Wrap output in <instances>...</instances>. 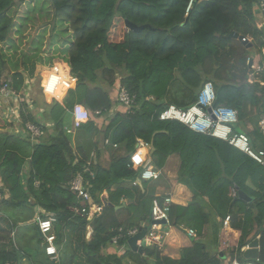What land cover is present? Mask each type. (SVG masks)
<instances>
[{
  "label": "trees",
  "instance_id": "16d2710c",
  "mask_svg": "<svg viewBox=\"0 0 264 264\" xmlns=\"http://www.w3.org/2000/svg\"><path fill=\"white\" fill-rule=\"evenodd\" d=\"M17 3L0 0V41L12 42L14 24L8 12ZM260 3L261 0H196L187 14L189 0H51L55 24L66 25L64 29L71 32L68 63L78 80L68 89L63 103L48 90L46 78L41 82L44 107L40 116L53 122L52 132L47 121H40L29 110L21 111L25 123L41 126L43 137L38 144L29 137L22 139L0 132V264H75L72 235L79 232L78 247L89 264H124V257L105 255L103 251L120 227L134 225L136 217L147 219L153 201L140 192L138 202L128 207L133 214L126 222L112 217L117 200L122 196L134 198V189H138L122 186L132 184L139 176L129 167L137 138L151 144L150 163L163 177L175 168L170 167L171 157H179L177 181L184 183L193 196L187 204H180L171 194L170 219L176 226L195 229L197 236L181 250L178 259L150 245L144 247L145 257L130 251L133 264H149L146 257H154L155 264H222V254L208 253L204 238L212 218L224 219L228 215L232 227L242 232L239 251L253 240L250 235L256 228L260 254L251 261L264 264V165L225 140L195 132L180 121L159 118L171 105L188 109L196 104L204 85L211 82L216 90L213 106L238 112L233 132L246 133L254 150H264V129L260 124L264 119V84L248 82L250 60L253 64L262 62L264 28H257L255 16ZM262 13L264 17V8ZM127 20L146 26L134 31L126 25ZM22 31L19 28L17 32ZM233 32L251 37L252 41H240L231 36ZM255 48L259 49L253 56L251 49ZM23 56L25 70L34 74L39 55ZM237 58L239 65L235 66ZM5 62L0 55V86ZM118 72L123 76L117 81L114 78ZM261 79L264 82V73ZM9 80L11 88L20 92L25 83L23 71L16 69ZM102 80L113 85L114 96L115 83L120 82L136 95L137 105L130 110L123 106L115 110L118 102L110 96V88L101 84ZM149 96H155V101ZM76 103L87 107L92 118L80 127L83 133L79 136L84 141L75 145L66 127L71 124ZM99 110L101 115H96ZM114 111L105 137L122 145L126 155L105 167L100 150L91 158L92 135L100 134L96 117ZM6 123L0 115V128H5ZM141 150L146 153L144 147ZM26 163L29 168L23 172ZM78 174L83 175L96 201L101 202L105 190L109 192L102 214L91 222L89 241L85 239L89 222L71 209L84 204L70 188ZM231 188L236 198L231 197ZM243 194L247 199L241 198ZM37 207L43 210L42 218L52 213L56 216L58 259L47 255L43 246L39 226L33 220ZM26 221L30 222L20 225ZM20 228L31 230L25 242L16 241V236L22 238Z\"/></svg>",
  "mask_w": 264,
  "mask_h": 264
},
{
  "label": "built area",
  "instance_id": "2783aa9c",
  "mask_svg": "<svg viewBox=\"0 0 264 264\" xmlns=\"http://www.w3.org/2000/svg\"><path fill=\"white\" fill-rule=\"evenodd\" d=\"M196 0H189L187 6V14L192 8ZM264 8V0H261L258 10ZM258 29L264 28V21L256 23ZM251 37H243V42H250ZM255 56V55H253ZM252 60V59H251ZM253 61V60H252ZM264 73V48L262 49V62L260 64H253L250 66L248 73V82L254 83L259 81L264 84L261 79V74ZM64 71H59L58 67L52 69L49 72L46 79V87L53 94H56L60 89H70L71 86L77 82L76 76H68ZM10 80L4 81L3 85L0 86V99L11 98L17 94L15 90L9 85ZM116 101L119 106H123L125 109L130 110L133 106L137 105V97L135 94H131L120 82L116 83ZM216 100V90L211 82H207L199 93V99L197 103L188 109H181L175 105H171L166 108L160 115V120H177L188 125L193 131L211 135L216 138L227 141L230 145L248 154L258 163L264 165V150L256 151L252 148L249 136L244 133H234L232 125L239 121L238 112L230 107H219L213 108V103ZM117 106V107H119ZM116 107V108H117ZM212 107L213 113L216 115V119L213 118L212 114L208 112L207 108ZM115 108V110H116ZM71 130L75 131L80 128L83 124L91 120V111L81 103H76L71 111ZM96 115H101V111H96ZM261 127L264 129V119L261 121ZM26 132L30 137L38 142L39 138L43 134L41 126L34 123L26 124ZM139 144L136 150L131 154L129 167L140 171V179L142 180H158L161 177V171L155 166L151 165L148 161V152H143L144 149L149 148V143L143 139H138ZM106 143L109 144L110 140L106 139ZM117 146L116 144H114ZM94 155V153H92ZM137 181L133 184L137 185ZM36 185H39L37 181ZM70 188L77 194L79 199H82L84 204L72 207V211L76 215L85 217L88 220H92L95 216L102 214L104 206L94 202L92 193L89 191L84 183V177L82 174L76 175L70 182ZM230 195L233 198L237 197V193L234 188H231ZM3 196V189L0 183V198ZM172 197L166 193L163 196H155L152 201L151 208V221L147 230V235L144 237L146 246L155 245L159 246L165 235L168 234L169 228H171L170 209L172 205ZM43 211V210H41ZM231 215L225 217L223 223L224 226L231 225ZM36 223L39 226V230L43 239V246L46 250L47 255L52 259H58L59 251L56 246V232H55V214H49L46 218L36 216ZM142 228H119L116 235L113 237L114 243H119L120 240L137 235ZM90 234L93 230L88 226ZM185 231L192 237L197 236V232L192 228H185ZM161 232V233H160ZM257 237L260 238V235ZM142 243V241H140ZM246 244L241 251H239V244L232 245L228 241L223 240L222 254L223 259L228 264H255L251 260H241L239 253H243L249 246ZM6 264H13L7 262Z\"/></svg>",
  "mask_w": 264,
  "mask_h": 264
},
{
  "label": "crops",
  "instance_id": "0c3cea01",
  "mask_svg": "<svg viewBox=\"0 0 264 264\" xmlns=\"http://www.w3.org/2000/svg\"><path fill=\"white\" fill-rule=\"evenodd\" d=\"M34 4H35V2H34ZM14 8L15 7H13L8 12V15L13 19V24L15 26L16 20L11 16V12L13 11ZM255 16L257 17L258 23H261L264 21L263 13L261 10L256 9L255 10ZM25 24L30 25L29 23H25ZM19 28H22V27L19 26L17 29H16V27H13L12 30L15 29V31H18ZM22 30H23V28H22ZM15 31L13 30L12 35L10 36L12 42L8 39H7L8 41L7 40L0 41V55L4 58V61H6L5 66H4V71L2 72L1 80L4 82L7 79H11L12 74L16 71V69H19L20 71H23V75L25 77V83L23 85L22 90L20 92H17V94L14 95L13 97L8 98V99L1 97V99H0V115L7 121V123H6L5 128H0V132L11 133L15 136L21 137L22 139L29 137L33 144H38V142L34 141L30 137V135L26 132L25 127H26L27 123L24 122L21 111L24 110L25 112H28V110H29V112L31 114H33L34 116H37L40 121H43V122L47 121L40 116V113L43 112V109H42L43 107H38V105L36 103H37V101L41 102V100L44 97L42 90H41V87H40L41 82L43 81V78H41V76L45 75L46 73L48 74L52 70L50 67L52 61H51V63L49 62V64H47V65L40 63L41 61H43L42 60L43 57L41 54H44L40 49L41 45L44 44L42 36H41L42 32L40 34L38 33V37H36V35H32L33 44H32L31 49H29L25 52H20L21 50H20V46H19V41L17 42L16 37H15L17 35H15V34H21L22 38H23L24 36H28V32H25L23 30L21 33H18ZM21 39L19 38V40H21ZM28 39H29V36H28ZM56 40L58 41V38ZM45 42H46V40H45ZM11 43H13V44H11ZM50 43L52 44V41ZM51 44H50V47H51ZM55 45L60 46L57 43ZM44 49H45V47H44ZM25 53H26L27 57H33L35 54L39 55V58L37 59L36 64H35L34 74H32V75L29 74L28 70H25V67H26L25 62L26 61H25V57L23 56ZM19 56H20L19 62L17 61L14 63V61L12 60L11 57H19ZM57 61L59 62L61 60L58 58V59H56V62ZM9 63L11 64L10 68L12 70L5 73L6 69L8 68ZM70 69H71V67H70ZM38 75H40V79H39L40 83L38 85L36 84V86H34V82L37 81ZM46 75H45V77H46ZM37 88H39V89L37 90ZM67 92H68V89H60L54 95L63 103L64 99L67 96ZM22 97H24L25 100ZM24 101H26L27 104H25ZM23 102H24V104H23ZM119 108L121 109V106L117 107L116 110ZM110 114H113V113L111 112ZM101 117H104V115ZM52 124H53V122H51V121L46 122V126L49 128L50 132L53 131ZM79 129L80 128H78L76 130H79ZM41 136L43 137V135H41ZM138 139H140V138H138ZM81 141H84V140L81 139ZM75 145H76V143H75ZM107 145H110V143ZM95 150H96V148L93 147V149L91 151V158L94 157V155L96 154ZM135 150H136V148H135ZM150 150H151V148L149 146V148L146 149V152H148V161L149 162L151 160ZM92 153H94V155H92ZM150 164L153 165L152 163H150ZM27 170L24 169L23 172H26ZM133 170H135V169H133ZM135 171L139 172L138 178L136 180H134V181H137L138 183H137V185H134L133 184L134 181H133L131 186L138 187V188L140 187L142 192H145L147 194V190H145L143 188V185H142L144 182H147V180L140 179V171L139 170H135ZM161 178H162V175H161ZM160 179H158L157 182ZM149 182H151V181H149ZM157 182L153 181V183H155V184ZM1 185H2V183H1ZM39 186H40V182H39V185H36V187H39ZM163 193H165V194L168 193L170 195L172 194L174 196L175 202L180 203V204H187L193 196L192 192L187 188V186H185V187L177 186L176 187L175 183L173 185L169 184L168 190L164 191ZM104 194H106V193H103V195ZM165 194H163V195H165ZM163 195L156 194V195L152 196V200L155 196H163ZM101 199H102L101 202H98L95 199H94V202L101 204L103 206H105L109 202V200L103 199L102 195H101ZM123 205H124L123 203L122 204H115V208L117 210H119V208H121ZM41 210H42V208L37 207L35 215L36 216L40 215V212H42ZM121 210H122V212H121L122 214L124 213L123 211L128 212V214L127 215L123 214L122 215L123 217H122L121 221H119V222H126V220H128V218L133 214V212L131 214L127 206H126V208L123 207ZM118 213H119V211H118ZM36 216L33 218V220L36 219ZM96 217H98V216H95L92 220L87 219V221L89 222L86 226V232H85V239L87 241L90 240L91 235H92V234H90V231L88 230V226H90L91 229L93 230L91 222ZM83 218H85V217H83ZM224 219H222L220 216H218L217 218H212L209 226L206 228L207 234L204 238V243L206 244V247H207V243H206L207 240H208V243H212V244L216 243V246L212 250H208V247H207L208 253H210L212 255H214V252H216L217 255L219 253H221V254L224 253L222 251L224 239H225V241H228L232 245H235L237 243L239 244V240L241 238L242 232L234 229L232 227V224L228 225L227 227L224 226V223H223ZM134 220H135L134 225L126 227V228L125 227H122V228H124L125 230H127L128 228H137V227L142 228L141 231H145V234L143 236V238H144L148 234L147 230L149 228L148 225L151 221V214L147 219L139 220L138 217H136ZM171 224L172 225H171V228H169L168 234L163 237L161 244L157 247H158V250L161 251L163 254L168 255L172 258L178 259L181 257V254H182L181 250L185 247L190 246L191 245V239H193L194 237L190 236L185 231V228H190L189 226L188 227L176 226L172 222H171ZM131 237H133V236H131ZM131 237L124 238V239L120 240L119 243H114L112 241L113 240V238H112V240L108 244V246L105 247L103 253L105 255H111L113 257H115V256L116 257H124L125 258L124 264H133V262L131 260L130 251H134V250H132V247L129 244V239ZM140 241H142V239L138 240L139 245H141ZM134 252L139 253L142 257H145L144 248H143V251L141 253L138 251H134ZM129 255H130V257H128ZM240 255L243 256V253H239V256ZM223 263H224V259L222 261V264ZM24 264H28V263L24 262ZM149 264H155V258L154 257H149Z\"/></svg>",
  "mask_w": 264,
  "mask_h": 264
},
{
  "label": "rangeland",
  "instance_id": "374dc122",
  "mask_svg": "<svg viewBox=\"0 0 264 264\" xmlns=\"http://www.w3.org/2000/svg\"><path fill=\"white\" fill-rule=\"evenodd\" d=\"M29 1L30 0H24V1L17 0L18 3L16 4L15 8L11 12V16L16 20L14 27H16V29H17L19 26H21L25 32H28V36H29V39H28V36H24L22 38L21 34H15V35H17V36H15L17 42L19 41V46H20V50H21L20 52H25V51L31 49L32 44H33L32 35H36V37H38V33L40 34L42 32L41 36H42L44 44L41 45L40 49L44 54L40 53L43 57L42 58L43 61H41L40 63L47 65V64H49V62L51 63V61H52L51 65H50L51 69L58 67V70L60 72L64 71L65 74H70L68 76H75L70 69V64L68 63V49L70 47V41L72 39L71 32L64 29V27H66V25H64V26L59 25L58 26L57 24H55L56 19L52 16V12H51L52 11L51 0H36L35 4H34V1H31V2H29ZM25 23H29L30 25H26ZM13 30L15 31V29H13ZM15 32H17V31H15ZM19 38L20 39L22 38V39L19 40ZM57 38H58V41L56 40ZM45 40H46V42H45ZM51 41H52V44L54 45L53 47H52V44L50 43ZM56 43L59 44L60 46L55 45ZM50 44H51V47H50ZM44 47H45V49H44ZM258 49L259 48L251 49L254 51L253 55L257 54L256 51H258ZM11 58L14 61V63L17 61L19 62V60H20V56L19 57H11ZM58 58L61 61L56 62V59H58ZM238 60H239V58L235 59L233 65H235V66L239 65ZM10 67H11V64L9 63L8 68L6 69L5 73L12 70ZM40 75L37 76L38 78H37V81H35L36 83L34 82V86H36V84L37 85L39 84L38 81L40 79ZM45 75H42L43 79H44ZM47 75H46V77H47ZM100 75H101V73H100ZM122 76H123L122 72L121 73L118 72L114 79L118 81L122 78ZM241 78H243V77H241ZM239 81H242V79ZM101 84L106 88H108V87L110 88V96H112V99L116 101V95L114 96L115 91L113 89V85L110 86L109 82L105 81V80H102ZM115 87H116V85H115ZM38 89L39 88H37V90ZM149 97H150L149 99L151 101H155V96H149ZM38 107H44L42 100L38 104ZM112 113L113 114H110V115H104V117H96L97 118L96 119L97 120V126H98V129L100 130V134L96 133V134L92 135L94 148H96L95 153H97L98 150L101 151V155H102L101 156V162H102V165L105 167H109L111 165V162L113 159H116L117 157H124L126 155V152H125L122 145L114 143L112 141V137H105L106 130L110 124V120L113 118L112 115H114L115 111ZM66 128H67L68 134L71 135L72 141L74 143H77V144L80 143L81 137L79 136V134H82L83 131L81 129L76 130V131H68L69 129L71 130V124ZM239 129L241 130L242 127H239ZM46 137L47 136H44V138H46ZM106 139L110 140V145L106 144ZM114 144H117V146H115ZM138 144H139V140L137 138L136 139V146ZM149 146L151 147L150 143H149ZM169 164H170V167H175V168L174 169L171 168V171L168 173L167 177L162 176V178L158 182H157V180H150L151 182L147 181V182H144L142 184L143 188L145 190H147L148 196L152 197L156 194H161V195L165 194L163 192L168 190L169 184L173 185L175 183L176 187L177 186H181V187L186 186V185H184V183L177 181V180H179L178 178L180 177V172H178V168L180 165L179 157L178 156L171 157V159L169 160ZM28 167H29V163H26L24 169L27 170ZM153 181H155L157 183L155 184V183H153ZM122 186L128 187V188H134L133 186H131V184L129 182L123 183ZM136 188H138V187H136ZM112 189L115 190V187ZM140 192H142V191L139 187L138 189H134V193H135L134 198H127L125 196H122L119 200H117V204L123 203L125 206L123 205L121 208H119V210L115 209V211L112 213V217H115L117 220L121 221V219L123 217L122 215L128 214V212H126V211H123L124 213L122 214L121 209L123 207L126 208V206L129 207L132 203H135V202L137 203L139 200V193ZM103 193H106V194L103 195ZM103 193H102L103 199L109 200V192L107 190H105ZM241 198L247 199L246 195H244V194L241 195ZM118 211H119V213H118ZM129 211L132 214L133 211L130 209H129ZM29 222L30 221H26L20 225H25ZM19 233L22 234V238L20 236L19 237L16 236L15 237L16 241L17 240L19 241V239H20L22 242H25L26 239L30 236L31 230H29V229L22 230L21 229V230H19ZM79 233H81V232H79ZM79 233H75L72 235V239H73L72 248L74 249L73 253H74L75 264H89L87 262L86 255L78 247L81 243V239L79 238ZM255 234H256V228L254 229V231L250 235V238H253V239L256 238ZM206 243H207L208 250H212L216 246V243H213V244L208 243V240ZM216 254L217 253L214 252V255H216ZM128 257H130V255ZM137 257L138 256L136 255V261L138 260ZM134 258H135V255H134ZM146 258L149 259V257H146ZM26 263H27V261H26ZM223 264H228V263L224 260Z\"/></svg>",
  "mask_w": 264,
  "mask_h": 264
},
{
  "label": "water",
  "instance_id": "95a60500",
  "mask_svg": "<svg viewBox=\"0 0 264 264\" xmlns=\"http://www.w3.org/2000/svg\"><path fill=\"white\" fill-rule=\"evenodd\" d=\"M126 25L128 26V28L134 30V31H140L143 28H145V26H139L129 20L126 21ZM232 37L236 38V39H240L241 41H243V37L244 36H240L239 34L233 32L231 34ZM251 44H249L248 47L251 48ZM252 60H250V66L252 65ZM208 111L210 113H212V108H208ZM247 197V196H246ZM145 234V231H141L139 232L137 235H134L133 237H131L129 239V244L132 247V250L134 251H138V252H142L143 248L146 246V241L143 238ZM142 239V243L141 245L138 244V240ZM249 247L243 252V257L247 260H251V259H257L259 257L260 254V238L256 237L254 238L252 241L249 242Z\"/></svg>",
  "mask_w": 264,
  "mask_h": 264
},
{
  "label": "clouds",
  "instance_id": "9594fccd",
  "mask_svg": "<svg viewBox=\"0 0 264 264\" xmlns=\"http://www.w3.org/2000/svg\"><path fill=\"white\" fill-rule=\"evenodd\" d=\"M215 102V101H214ZM195 105V104H194ZM213 105H214V103H213ZM208 108H212V107H208ZM208 108H207V110H208ZM213 108H215L214 106H213ZM219 108V107H218ZM209 112V111H208ZM210 113V112H209ZM212 116H213V118L214 119H216V115L213 113V109H212ZM185 124V123H184Z\"/></svg>",
  "mask_w": 264,
  "mask_h": 264
},
{
  "label": "bare ground",
  "instance_id": "6f19581e",
  "mask_svg": "<svg viewBox=\"0 0 264 264\" xmlns=\"http://www.w3.org/2000/svg\"><path fill=\"white\" fill-rule=\"evenodd\" d=\"M224 236V235H223ZM225 240V239H224Z\"/></svg>",
  "mask_w": 264,
  "mask_h": 264
}]
</instances>
